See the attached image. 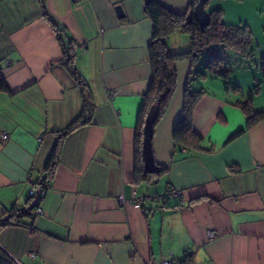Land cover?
I'll return each instance as SVG.
<instances>
[{"label":"crops","instance_id":"crops-1","mask_svg":"<svg viewBox=\"0 0 264 264\" xmlns=\"http://www.w3.org/2000/svg\"><path fill=\"white\" fill-rule=\"evenodd\" d=\"M147 1L44 0L74 41L95 108L91 122L64 139L38 202L42 213L0 229V247L15 264H264V119L246 128L247 115L235 104L259 81L253 108L264 109L258 69L233 90L220 77L196 75L189 58L176 60L175 89L152 137L155 162L165 170L135 182L137 119L151 76ZM156 1L178 13L190 3ZM166 42L173 52L189 49L183 33ZM61 58L40 0H0V66L9 89L0 91V135H9L0 139V215L26 205L55 132L82 110ZM190 78L191 89L202 91L193 110L200 148L175 150L173 128ZM168 188L180 190L182 203L171 197L133 206V190L150 196Z\"/></svg>","mask_w":264,"mask_h":264},{"label":"trees","instance_id":"trees-1","mask_svg":"<svg viewBox=\"0 0 264 264\" xmlns=\"http://www.w3.org/2000/svg\"><path fill=\"white\" fill-rule=\"evenodd\" d=\"M196 2L197 0H190L188 11L183 13L175 12L156 0L147 1L144 7V12L151 21L152 26L151 39L148 44L151 76L148 88L142 96V103L137 119L134 146L136 183L144 181L150 182L152 177L160 176L165 170V167L160 166L159 173L150 174L144 172L141 157L142 126L146 112L152 104L157 105V118L155 123L165 112L176 84L177 72L174 67V62L178 59L189 58L193 64H198V71H196L198 73L194 72V74L196 73V75L198 74L200 76L209 75L214 78L220 77L227 89L239 90L240 86L237 83L232 84L228 80L232 68L224 54L225 49H233L243 59L250 58L253 54L252 34L247 25L233 26L225 24L222 20L221 9L215 8L209 11V24L202 28L193 16V7ZM40 4L42 16L53 28L56 39L61 47L62 58L59 60V63L75 80L79 89L82 98V110L70 124L55 132V142L44 165L43 176L40 181L34 183V194L30 196L25 206L18 207L14 205L0 215V229L6 225H23L22 219L25 217L35 218L41 192L48 188L53 177L64 139L73 131L89 124L95 108L89 85L81 77L75 65V46L73 39L47 12L44 0H40ZM174 32L183 33L189 37V49L187 51L173 52L169 48L166 38ZM239 63L245 68L251 67L247 60H240ZM256 68L260 71L261 77L264 78V56L256 64ZM201 69L203 72H201ZM192 79L190 78L187 82L181 115L173 128L172 137L175 150L185 148L187 151H196L200 148L201 136L193 129V110L202 91L191 89L190 81ZM259 85V81L256 82L248 91L246 98L244 100H238L235 103L247 115L246 128L264 119V109L257 111L253 108V98L259 91ZM0 91H9L1 72V66ZM36 191H38L37 198L35 196ZM35 199L36 203L32 205L31 203ZM185 258L188 259V257ZM179 261L181 264L184 263V260ZM0 264H15L13 259L1 247Z\"/></svg>","mask_w":264,"mask_h":264},{"label":"rangeland","instance_id":"rangeland-1","mask_svg":"<svg viewBox=\"0 0 264 264\" xmlns=\"http://www.w3.org/2000/svg\"><path fill=\"white\" fill-rule=\"evenodd\" d=\"M205 8L208 12L215 8L221 9L222 20L227 25H247L250 29L254 49L250 58L243 59L229 48L225 49L224 53L232 68L229 82L235 84L241 81V85L245 84L247 78L244 73L258 71L256 64L264 56V0H209ZM240 60H247L251 67L247 69L240 65ZM221 80L218 79V81Z\"/></svg>","mask_w":264,"mask_h":264},{"label":"water","instance_id":"water-1","mask_svg":"<svg viewBox=\"0 0 264 264\" xmlns=\"http://www.w3.org/2000/svg\"><path fill=\"white\" fill-rule=\"evenodd\" d=\"M209 0H197L193 7V16L200 25L205 27L210 22V14L205 8L206 2ZM115 9L121 13V7L117 5ZM157 118V105L152 104L146 112L143 126H142V139H141V157L144 165V172L154 174L159 173L160 166L155 162L152 150V137L154 131V123ZM36 191L35 196L37 198ZM36 203V199L32 201V205Z\"/></svg>","mask_w":264,"mask_h":264},{"label":"built area","instance_id":"built-area-1","mask_svg":"<svg viewBox=\"0 0 264 264\" xmlns=\"http://www.w3.org/2000/svg\"><path fill=\"white\" fill-rule=\"evenodd\" d=\"M85 41H83L81 44L82 46L84 45ZM8 133L6 132H2L1 135H0V139L1 141H7L8 140ZM39 140H41V138H39ZM34 194V189H32L31 191V196ZM44 194V191L41 192V195L42 196ZM133 196H132V199L131 201L133 202V206L136 207V208H140L141 207V204L143 202V200L145 199H162V200H165V199H169L171 197H175L179 200L180 203H182V196H181V192L180 190H177V189H174V188H168L166 189L163 193H160V194H153V195H146L145 193H138L136 190H133ZM118 201L120 203H125V199L122 197V195H120L118 197ZM42 211L41 209H37V214H41ZM209 236L211 237L212 236V233L209 234ZM159 264H181L179 260L177 259H162L160 261Z\"/></svg>","mask_w":264,"mask_h":264}]
</instances>
